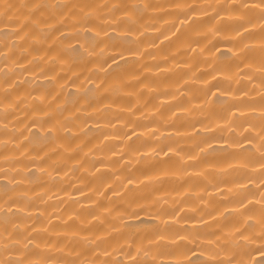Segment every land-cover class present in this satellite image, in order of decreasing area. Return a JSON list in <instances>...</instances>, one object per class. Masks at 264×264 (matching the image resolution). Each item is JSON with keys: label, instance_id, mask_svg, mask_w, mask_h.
<instances>
[{"label": "clouds", "instance_id": "clouds-1", "mask_svg": "<svg viewBox=\"0 0 264 264\" xmlns=\"http://www.w3.org/2000/svg\"><path fill=\"white\" fill-rule=\"evenodd\" d=\"M257 253L264 0H0V264Z\"/></svg>", "mask_w": 264, "mask_h": 264}, {"label": "bare ground", "instance_id": "bare-ground-1", "mask_svg": "<svg viewBox=\"0 0 264 264\" xmlns=\"http://www.w3.org/2000/svg\"><path fill=\"white\" fill-rule=\"evenodd\" d=\"M226 55H227L226 53L222 54V56H226ZM255 259L264 260V255L257 253Z\"/></svg>", "mask_w": 264, "mask_h": 264}]
</instances>
